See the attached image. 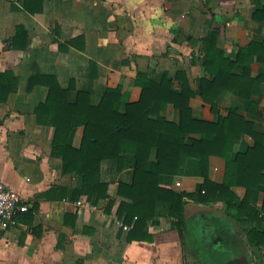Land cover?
I'll use <instances>...</instances> for the list:
<instances>
[{
    "label": "crops",
    "instance_id": "0c3cea01",
    "mask_svg": "<svg viewBox=\"0 0 264 264\" xmlns=\"http://www.w3.org/2000/svg\"><path fill=\"white\" fill-rule=\"evenodd\" d=\"M27 1L34 13L25 9L26 0H0V73L16 78L15 89L0 99V181L17 190L30 207L0 237V264H264L263 184L251 198L257 214L251 211L249 218H238L224 200L186 198L179 227L170 205L162 202L149 223L150 239L129 241L123 225L131 226L117 210L126 200L119 195L120 185L133 180L134 156L101 163L108 196L94 202L83 191L82 178L64 172L63 160L52 156L56 129L36 115L49 88L37 84L29 89L31 76L40 73L56 77L71 102L85 91L96 106L107 89L120 88L127 103L141 96L135 84L142 72L157 83L171 81L178 91L186 81L197 94L190 101L194 117L217 123L237 110L261 132L264 0ZM18 26L28 33L25 49L22 40L11 46ZM211 33L223 57L234 63L232 73L242 81L237 89L248 98L226 90L212 106L199 95L201 81L211 78L203 65V41ZM162 115L181 121L172 104ZM84 131L83 126L72 131V147L81 146ZM253 144V137L243 134L232 157ZM155 160L154 150L147 170ZM227 164L211 156L208 179L227 182ZM204 182L197 159H189L181 175L160 177L161 185L177 193L194 194ZM232 190L240 200L245 198L244 187Z\"/></svg>",
    "mask_w": 264,
    "mask_h": 264
},
{
    "label": "trees",
    "instance_id": "16d2710c",
    "mask_svg": "<svg viewBox=\"0 0 264 264\" xmlns=\"http://www.w3.org/2000/svg\"><path fill=\"white\" fill-rule=\"evenodd\" d=\"M25 9L34 13L27 0ZM27 39V31L18 26L16 35L10 40L11 46L18 47L16 42L22 40L20 47L25 49ZM203 46V65L211 78L201 81L199 95L212 106L226 90L248 98L249 95L237 89L242 81L232 73L234 63L223 57L213 33L204 39ZM178 77L182 78V74ZM15 82L11 72L0 73V99L10 95ZM37 84L49 88L48 98L37 107L36 115L39 120H49L56 129L52 156L63 160L64 172L76 173L82 178L83 191L94 202L108 196V185L100 179L101 163L107 159H121L124 155L134 156L133 180L120 185L119 195L126 200L117 210V216L131 226L129 241L150 239L149 223L156 216L158 203L162 202L170 205V215L179 227L184 219L186 198L201 203L224 200L227 209L240 219L249 218L251 211L257 214L251 206V198L257 187L264 185V129L255 131L237 110H230L217 123L205 122L193 115L190 101L197 94L189 89L186 81L184 89L178 91L171 81L164 79L157 83L142 72L138 73L135 84L141 88V96L127 103H123L120 88L107 89L95 106L85 91H79L74 102L69 101L68 89H64L54 76L33 74L29 89ZM170 104L181 112L180 123L171 122L162 115ZM80 126L85 128L84 136L81 146L75 148L69 144V138ZM243 134L252 136L254 144L233 158L235 144ZM192 135H199V138ZM154 150L156 160L147 170L146 164ZM211 156L227 160V182L215 184L208 179ZM189 159L201 162L205 177V182L194 194L177 193L161 185L162 175L183 174ZM234 187L247 190L243 200L233 192ZM255 231L260 233L258 229Z\"/></svg>",
    "mask_w": 264,
    "mask_h": 264
},
{
    "label": "built area",
    "instance_id": "2783aa9c",
    "mask_svg": "<svg viewBox=\"0 0 264 264\" xmlns=\"http://www.w3.org/2000/svg\"><path fill=\"white\" fill-rule=\"evenodd\" d=\"M30 209L22 197L15 189L0 181V237L17 222L18 217L28 212ZM125 231H130V227L123 225Z\"/></svg>",
    "mask_w": 264,
    "mask_h": 264
},
{
    "label": "water",
    "instance_id": "95a60500",
    "mask_svg": "<svg viewBox=\"0 0 264 264\" xmlns=\"http://www.w3.org/2000/svg\"><path fill=\"white\" fill-rule=\"evenodd\" d=\"M252 264V263H251Z\"/></svg>",
    "mask_w": 264,
    "mask_h": 264
}]
</instances>
